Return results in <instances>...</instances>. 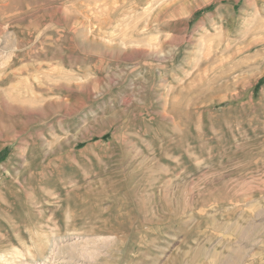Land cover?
<instances>
[{
    "label": "rangeland",
    "instance_id": "obj_1",
    "mask_svg": "<svg viewBox=\"0 0 264 264\" xmlns=\"http://www.w3.org/2000/svg\"><path fill=\"white\" fill-rule=\"evenodd\" d=\"M0 264H264V0H0Z\"/></svg>",
    "mask_w": 264,
    "mask_h": 264
},
{
    "label": "bare ground",
    "instance_id": "obj_2",
    "mask_svg": "<svg viewBox=\"0 0 264 264\" xmlns=\"http://www.w3.org/2000/svg\"><path fill=\"white\" fill-rule=\"evenodd\" d=\"M243 81V80H242ZM246 82V81H245ZM255 83V82H254ZM243 90V89H242ZM235 94V93H234ZM240 97V96H239Z\"/></svg>",
    "mask_w": 264,
    "mask_h": 264
}]
</instances>
